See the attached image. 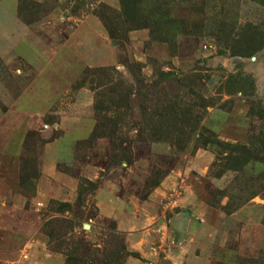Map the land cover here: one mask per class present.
<instances>
[{
    "label": "rangeland",
    "instance_id": "1",
    "mask_svg": "<svg viewBox=\"0 0 264 264\" xmlns=\"http://www.w3.org/2000/svg\"><path fill=\"white\" fill-rule=\"evenodd\" d=\"M0 179V264H264V0H0Z\"/></svg>",
    "mask_w": 264,
    "mask_h": 264
},
{
    "label": "crops",
    "instance_id": "2",
    "mask_svg": "<svg viewBox=\"0 0 264 264\" xmlns=\"http://www.w3.org/2000/svg\"><path fill=\"white\" fill-rule=\"evenodd\" d=\"M12 149H9V151H11ZM11 154V153H10ZM10 191H12V189L11 188H8V186H7V184L2 180V179H0V195H5V194H8V192H10ZM3 196H0V201H2V198ZM2 204V206L4 205L5 206V204L4 203H1ZM16 205H17V207H21V203H16ZM178 222L176 221L175 222V220L174 221H172L171 222V226H172V228H174V226L177 224ZM174 230V229H173ZM134 237V236H133ZM133 237H131V238H133ZM39 257L42 259V256L45 254V253H43V251L42 252H40L39 251ZM197 259V258H196ZM205 261L206 260H204V261H198V260H193V262H191V264H207V263H205ZM181 262H183V263H185L186 262V257H184V258H182V260L181 261H178L177 263L179 264V263H181ZM42 264H45L44 263V260L42 259Z\"/></svg>",
    "mask_w": 264,
    "mask_h": 264
},
{
    "label": "trees",
    "instance_id": "3",
    "mask_svg": "<svg viewBox=\"0 0 264 264\" xmlns=\"http://www.w3.org/2000/svg\"><path fill=\"white\" fill-rule=\"evenodd\" d=\"M262 257L258 258L256 261L253 260H239L238 264H261Z\"/></svg>",
    "mask_w": 264,
    "mask_h": 264
},
{
    "label": "water",
    "instance_id": "4",
    "mask_svg": "<svg viewBox=\"0 0 264 264\" xmlns=\"http://www.w3.org/2000/svg\"><path fill=\"white\" fill-rule=\"evenodd\" d=\"M87 227H85V229H86Z\"/></svg>",
    "mask_w": 264,
    "mask_h": 264
}]
</instances>
